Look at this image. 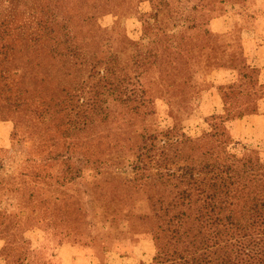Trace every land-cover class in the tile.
I'll return each instance as SVG.
<instances>
[{
	"label": "rangeland",
	"instance_id": "374dc122",
	"mask_svg": "<svg viewBox=\"0 0 264 264\" xmlns=\"http://www.w3.org/2000/svg\"><path fill=\"white\" fill-rule=\"evenodd\" d=\"M60 1L19 0L12 7L16 5L20 12L42 9L56 13ZM159 1L113 0L111 7L104 5L105 0L91 3L99 7L94 21L99 31H93L92 37L96 39L92 42L99 44L92 49L99 46L100 56L107 59L117 56L119 76L127 73V78H133L131 67L136 55L145 54L153 41L152 36L144 35L145 21L157 17L160 23L165 22L164 13L158 10ZM170 2L174 12L170 11L173 17L166 20V33L177 37L171 44L174 48L160 71L151 68L146 80L149 84L144 86L146 99L153 102V113L146 115L148 108H143V115L133 116L121 108L118 93L102 91L93 95L100 101L97 111L90 109L87 113L84 107L74 119L79 124L87 123V114L97 113L92 136L96 139L89 146L106 160L126 152L121 167L128 177L133 176L129 169L133 152L129 150L138 144L137 135L144 129L158 133L176 128L194 141H203L210 130L211 116H225L224 97L232 98L240 91L231 68L238 64L234 59H243L242 42L245 58L259 66L258 80L264 86V0ZM7 4L0 0V12L7 10ZM76 4V14L87 15L88 0H76ZM90 29L82 24L74 28L79 47L82 39L87 41L92 34ZM126 38L143 44L141 51L129 48ZM68 52L67 43L57 46L58 54L66 56ZM2 65L1 69L10 70L12 80L20 81L22 99L29 104L0 118V122L9 117L17 121H11L15 127L8 145L0 148V212L4 214L0 215V264H71L72 258L73 264H152L157 246L150 229L137 217L127 221V212L133 208L140 214L147 201L136 189L126 188L122 178L116 176L114 180L112 167L96 173L95 164L87 163V139L68 138L74 130H68L63 114L50 122L48 106L66 100L60 85L65 79L61 63L45 60L38 66L36 60L17 57ZM22 71L32 73L34 78L22 77ZM67 72L79 79L75 87L86 92L103 90L106 85L88 79L91 65L87 61ZM252 103L248 113L254 112V107L256 111L230 132V149L243 157L256 151L264 159V96ZM131 105L134 107V103ZM240 105L238 101L235 112L245 109ZM107 111L111 114L105 117ZM56 149L64 151V156L54 159Z\"/></svg>",
	"mask_w": 264,
	"mask_h": 264
},
{
	"label": "trees",
	"instance_id": "16d2710c",
	"mask_svg": "<svg viewBox=\"0 0 264 264\" xmlns=\"http://www.w3.org/2000/svg\"><path fill=\"white\" fill-rule=\"evenodd\" d=\"M15 1L18 3L19 0H6L9 4L7 10L0 12V118H4L6 112H18L26 103L18 88L20 81L12 80L10 70L1 69L2 64L17 57L36 60L38 66L45 60H58L62 65L61 75L65 77L60 80V85L66 100L53 107L48 106L50 122L52 124V118L63 114L68 130L70 127L74 130L68 138L87 139V163L95 164L96 173H104L107 166L112 167L114 180H117L116 176L122 178L121 183L126 188L136 189L143 201H147L146 207H139V216L131 208L127 212V221L137 217L150 229L157 246L152 264H264V159L256 151H250L243 157L230 149L232 128L254 113L255 107L254 112L248 113L252 102L264 96V86L258 80L259 69L246 60L244 43L240 48L243 59H234L233 62L238 64L231 68L237 75L239 95L224 97L225 116H211L210 130L203 141H194L176 128L158 133V130L144 129L137 135L138 144L129 150L133 152L129 165L133 176L128 177L121 167L126 152L106 160L89 146L96 139L92 136L97 125V113L95 116L87 114V123L79 124L74 119L84 107H87V113L90 109L96 112L100 101L93 99V95L96 97L102 91L110 95L118 93L117 101L121 108L133 116L143 115V108H148L146 115L153 113L150 107L153 102L146 99L144 86L149 84L146 80L151 68L160 71L166 57L171 55L169 50L174 48L173 40L177 37L166 33V20L170 21L173 16L169 13L174 12L170 0L159 1L158 10L164 13L165 22L160 23L157 17L145 21L144 35L152 36L153 41L147 45L145 54L136 55L131 67L133 78H127V73L118 75L121 71L117 56L107 59L100 56L99 46L92 49V45L99 44L92 42L96 40L92 39L95 37L93 31H99L94 24L99 7L91 3L100 0H88L90 7L87 6L88 12L84 17L76 14V0H61L56 13L42 9L34 13L20 12L16 5L14 9L12 7ZM112 1L103 3L111 7ZM196 9L193 8L194 11ZM77 24L91 27L92 34L87 41L82 39V47H79L74 32ZM160 24L166 25L165 30ZM207 34L209 31L206 36L210 38ZM63 42L69 45L66 56L57 53V46ZM126 43L129 48L136 47L139 51L144 46L127 38ZM86 61L91 65L88 79L104 82L103 90L98 88L86 92V89L75 87L79 79L72 78L67 71ZM22 73V77L29 75L34 78L32 73ZM131 80L135 81L134 84ZM86 97L87 102L84 103ZM75 98L78 102L73 103ZM238 101L245 109L235 112ZM108 114L110 116L111 111H107L105 117ZM11 118L1 122L17 123ZM13 134L14 131L11 138ZM63 156L64 151L56 149L54 159ZM0 215L4 214L0 212Z\"/></svg>",
	"mask_w": 264,
	"mask_h": 264
},
{
	"label": "crops",
	"instance_id": "0c3cea01",
	"mask_svg": "<svg viewBox=\"0 0 264 264\" xmlns=\"http://www.w3.org/2000/svg\"><path fill=\"white\" fill-rule=\"evenodd\" d=\"M263 45L259 46V48ZM11 130L13 131V124L11 122H0V148L8 145V142L11 140Z\"/></svg>",
	"mask_w": 264,
	"mask_h": 264
}]
</instances>
